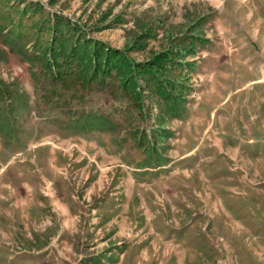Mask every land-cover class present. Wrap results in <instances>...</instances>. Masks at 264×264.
Returning <instances> with one entry per match:
<instances>
[{"label":"rangeland","instance_id":"374dc122","mask_svg":"<svg viewBox=\"0 0 264 264\" xmlns=\"http://www.w3.org/2000/svg\"><path fill=\"white\" fill-rule=\"evenodd\" d=\"M110 252L264 264V0H0V264Z\"/></svg>","mask_w":264,"mask_h":264},{"label":"trees","instance_id":"16d2710c","mask_svg":"<svg viewBox=\"0 0 264 264\" xmlns=\"http://www.w3.org/2000/svg\"><path fill=\"white\" fill-rule=\"evenodd\" d=\"M170 53L171 52H169V50H168V51H162V52L156 54L155 57H153L152 59L149 60V65H148V68L146 69L148 71H151L152 75H155V77H156V78H154V80L156 81V85L154 87V92L156 94H158L159 96L165 98V99H172L173 98V93H171L170 91L165 89L164 86H163V82L165 81L164 80L165 78H161L160 77V75L161 76L164 75V72H165L164 70L167 68V66L165 65L166 62L167 63H172V62L174 63L175 62L173 56ZM108 57H109V55L106 54L105 57L102 60L103 61L102 65H104V67H106V69H104V71L105 70H107V71L110 70L109 72L115 71V73H116L115 76L117 75L116 77L119 79L120 85H121V82H122L123 83L122 86H127L128 87L129 82L127 80H125L124 77H129L131 75V73L129 75H126V70L127 69L130 70L131 66L129 65V63H127L129 68L128 67H124V68L121 69V66H120V68H118L117 66L111 64L112 62H110ZM77 63L80 64L81 63V59L77 58ZM102 65H98V66L97 65H93V69H92L91 73H95V71H97L98 68L101 67ZM156 72L160 73V75L157 76L155 74ZM96 74H97V72H96ZM125 89H127V88H125ZM133 98L135 99V96H133Z\"/></svg>","mask_w":264,"mask_h":264},{"label":"crops","instance_id":"0c3cea01","mask_svg":"<svg viewBox=\"0 0 264 264\" xmlns=\"http://www.w3.org/2000/svg\"><path fill=\"white\" fill-rule=\"evenodd\" d=\"M110 253L111 254H109L107 256V258L108 259H112L114 261L112 264H120V262L123 261V258H121V256L118 255V257H117V256L114 255V253H112V252H110Z\"/></svg>","mask_w":264,"mask_h":264}]
</instances>
